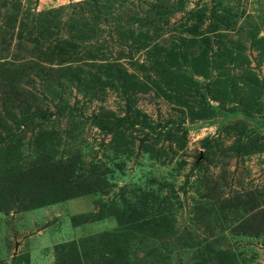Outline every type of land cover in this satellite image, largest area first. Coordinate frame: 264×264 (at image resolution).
Wrapping results in <instances>:
<instances>
[{
	"label": "rangeland",
	"instance_id": "1",
	"mask_svg": "<svg viewBox=\"0 0 264 264\" xmlns=\"http://www.w3.org/2000/svg\"><path fill=\"white\" fill-rule=\"evenodd\" d=\"M0 264H264V0H0Z\"/></svg>",
	"mask_w": 264,
	"mask_h": 264
}]
</instances>
